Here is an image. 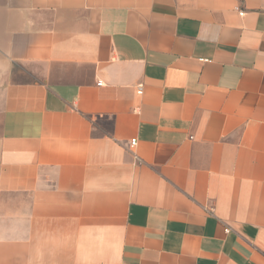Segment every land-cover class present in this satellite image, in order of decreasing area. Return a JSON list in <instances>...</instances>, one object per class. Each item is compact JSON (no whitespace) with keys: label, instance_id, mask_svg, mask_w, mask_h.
<instances>
[{"label":"crops","instance_id":"1","mask_svg":"<svg viewBox=\"0 0 264 264\" xmlns=\"http://www.w3.org/2000/svg\"><path fill=\"white\" fill-rule=\"evenodd\" d=\"M0 264H264V0H0Z\"/></svg>","mask_w":264,"mask_h":264},{"label":"built area","instance_id":"2","mask_svg":"<svg viewBox=\"0 0 264 264\" xmlns=\"http://www.w3.org/2000/svg\"><path fill=\"white\" fill-rule=\"evenodd\" d=\"M241 14H244V12H241ZM138 93H139V94H142V93H143L142 86L139 87V89H138ZM136 141H137L136 139H132V140H131V143H132V144H136Z\"/></svg>","mask_w":264,"mask_h":264}]
</instances>
